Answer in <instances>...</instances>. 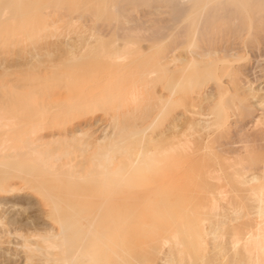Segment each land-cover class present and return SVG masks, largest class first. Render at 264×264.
Returning <instances> with one entry per match:
<instances>
[{
	"label": "bare ground",
	"instance_id": "1",
	"mask_svg": "<svg viewBox=\"0 0 264 264\" xmlns=\"http://www.w3.org/2000/svg\"><path fill=\"white\" fill-rule=\"evenodd\" d=\"M30 1L29 0L27 1L28 5L26 6L27 7L26 10L28 12L26 13V15L27 18L28 19L30 18L31 21L34 20L33 22L34 29L31 27V29H33L31 30L33 31L32 33L30 29L26 30L25 38L27 36L29 39V40L27 39V42L31 41L30 42V44L32 43L31 47L37 46L36 49L38 50L40 48L42 50V54L46 57V59L48 58V62L50 64L47 66L46 70H44L46 74L45 75L46 78H44V80L47 79L52 83H47L46 81L47 84L45 85L53 86V84H55L56 87L57 85L59 86L61 85L62 87L64 86L65 88L66 85L64 83L70 84V83L84 82L83 84L85 85L81 86L80 84V88L75 84V86H77V89L79 88L80 90L79 89H78L79 91L77 90L78 91L77 97L75 98V100L73 99L72 102L78 107L82 106V104L84 103V100L86 99L89 91L88 88H90L91 85L97 81H103L104 79L105 80L114 79L115 85L112 88L113 89L115 88L118 95H117V100L115 102V111L112 114V120L114 121V124L112 122V126L114 125L113 131L112 132L110 131V134H105L100 140H98L97 147L95 145L97 149V150L95 149L96 152H94V154L92 153L90 154L92 155L91 158L93 164L89 166L87 169H85L86 161L83 162V160H85L83 156H84V152L87 150V147L89 146V143L84 142V139H82L83 141L80 138L76 139L79 136H77L76 134H72L70 139H66L67 140L65 144L66 146L63 143L65 148L63 147V149H61L60 151H58L59 150L58 146L60 144L51 148L45 147L46 146L45 144L44 145H41V143L40 145L36 144L35 142L36 138L34 140L33 138L35 137L36 134L35 132L38 131V129L36 131L34 129H36L38 125H36V128H34L35 127L34 124L36 122L33 121L32 123L34 124L32 125L31 123L30 126L28 125L29 128H27V130L26 129L22 130L21 126L23 124V121H25L26 119H23L25 117L21 119V116H25L26 114L23 115L21 113L22 115H20L19 117L18 114L20 112L17 110V112H19L17 113L16 112L17 108H15L19 104L17 103V101L20 102L21 97L23 101V96L21 94L20 95L18 94L19 91L16 90L17 88L15 89V87H18L19 85H21V83L19 84L16 83L17 85L11 84L12 86L9 85L10 87L4 86L6 82L0 83V89L2 86H4L9 91V93L7 92L8 94H4L0 92V190H5L6 187L4 185L6 184L5 182L8 181L7 179L11 178L10 176H12L13 173L14 174L18 173V175L16 174L15 175L19 176V178L21 176V178L24 181H26L27 184H29V187L38 189L50 199L52 214L50 216V214L48 213V217L50 216L54 220V222H56V224L59 226L60 229L59 235H56V237H52V238L49 236L50 234L49 235L43 234L45 236H43L42 234L38 235L37 237H35L34 240L28 238V236L27 237L23 236L22 244L24 246V254H25L24 260L26 261L27 259V262L29 261L28 263L31 264H97L99 262H102L103 260L102 259L101 261L97 262V259L101 257L99 253H97L99 257L96 255L97 252L96 247L98 243L104 244L106 250L109 249L110 251H112L109 247L108 242L112 240L111 237L112 230L116 228L119 229L118 236L120 238L125 237L126 239V237L128 236L123 246L126 254L131 255L132 253L130 254V252L134 244L133 241L134 239H130L129 237V227L127 225L130 224L127 223V225H122L120 223L121 220H118L120 224L114 222V220L117 218L124 220L127 218L125 217V215H124L125 218H122L123 216L121 212L122 211L124 212L125 210L123 207H122L123 210H121V206H120V211L118 208L119 206H116L117 208L114 207L115 208L114 211L112 207L104 208L103 204L106 205L105 201L108 200L106 197L108 196H109L108 198H110L111 196L113 197V195L116 194L120 189L126 191L124 193L125 195L127 191H129L128 194L130 195L131 188L134 190L136 189L135 191L137 192L138 191L137 188L150 186V191H152L156 187L158 188V184L160 182L158 184H156V182L159 181L160 179L162 180L163 182L162 185L165 188L166 184H168V182L171 181L169 179V177L172 176L171 173L182 172L181 170L183 169L182 168L183 165L181 166L182 160L180 158H182L185 155L195 154V153L197 157L198 151L202 149L204 150V152L202 153L201 151V155L199 153L202 159H196L195 157L194 159L206 160L208 158L203 159V155L208 154V157L210 156L208 161L209 162L211 161L210 162L211 164L205 161L206 163L204 165L202 164L201 166L199 165L201 161L197 163L195 160L191 159L192 163L194 162L192 165H194L196 162L197 165L201 166L196 168L195 166L192 167L189 166L190 162H187L188 163L187 172L189 174L187 173L186 175H184V177L190 179L188 186L200 187L201 182L205 181L207 183L208 179L216 180L220 182V178L222 177L219 175V172L216 168L219 167V164L221 162H219L218 166H216L215 165L216 163L214 164V162L211 160V157L215 158L216 161L218 162L220 161L219 160L220 158H223L225 156L224 158L228 165L227 164L224 165H227L226 166L227 168H225L224 165L222 166L223 162L222 164H220L221 166L220 168L222 170L224 168L228 169V173L225 175L226 176L228 175L231 185L226 186L223 184L224 185L223 186L221 183L217 182L219 186L217 185L218 188L215 189H218L217 192H218V196L220 197L219 200L221 199L224 200L226 198L227 200L225 199L226 200L225 204L229 201L227 198L228 197L227 192L228 190L230 191L229 188H231V190H234L232 192H234L235 194V191L239 189L242 190V188L249 186L248 188L247 187L246 188L250 190L249 194L251 196L246 194L249 196L248 199H246L245 197L246 200L245 202L242 201L238 203H235L237 197L233 196L234 198L232 200L235 199V201L230 200V202H228V204H230L228 205L230 208L229 207L228 208L231 209L230 211H232L230 212L231 215L230 218L225 217V219L218 220L220 219L219 215L217 219L216 218L217 216L213 214L217 213L222 216V213H218L219 211L216 212L218 209H220L219 201L213 198V195L211 196V194H213L211 191L213 190H208L211 193L209 196H211L212 198L211 201L209 200L210 203L207 205H205L204 203L205 206L200 205L199 207L200 208L202 207L201 209H203V210L200 209L201 213H203L205 209H207L206 213L207 212L212 213L211 214L212 216L211 215L208 216L213 217V220H215L216 218V221H212V219L208 217L209 222H206L205 224L204 222H202V220L204 221L207 217H205V219L204 218L202 219L199 217L201 216V214L198 215L199 214L198 213L196 215L200 218L198 219L200 222L196 220L198 223L195 224V222H193V219L195 220L196 216L188 215L190 219H192L191 222L194 223L193 225L189 224L190 223L188 221L189 219L186 220L188 223L185 225L184 222L186 221L185 220L183 221L184 216L182 215V211H181L183 209L180 210L179 208L176 209L174 207L170 208L169 205H171V203L169 205L168 203H166L167 206L169 207L167 208L165 207L166 204L164 202L165 205H162V209L163 207L164 210H166L167 208V210L164 213L165 217L167 216L168 220L171 223L172 222L174 223L172 225L175 226L182 225L181 227H183L182 230L179 228V230L177 229L178 231L177 230L169 231L172 225L170 226V224L168 223V226H170L168 227V232L171 233L174 231L173 233H171L172 235L170 233L169 235L172 236L171 238L175 239L174 242L176 241V243L180 247L181 245L184 246V243L183 240H182V244L179 243L181 241V238L179 236L180 241L177 239L178 238L177 232H179V234L183 233L180 232V230L184 231V233L188 232V237L191 240V242L189 241V244H191L192 249L195 251L194 253L196 257L200 259L201 264H264V182H260L262 181V176H258L259 173L257 174V168L262 164L264 165V159L261 158L262 159L261 160L259 158L260 155H264V132L259 129L260 124L261 126L264 124V97L262 94L263 98L261 99L258 97L259 99H257V102H259L258 105L262 104L260 105V107L262 106L261 107L262 112L259 116L256 114L258 117L255 119V115L253 112L255 109L253 110V108L250 107L251 102L248 101L250 100L248 98L249 96L256 98L257 96L256 97L254 96V92L256 91L257 93L258 90L254 91L253 89L254 87L252 88L250 85L247 86V84H249V83L246 84L245 82L247 81V78L245 81H243L245 77L243 78L244 75L242 76L243 73L242 67L240 66V63H237L239 60H238L237 52L235 51V47H240V45H245L252 49H256L257 54L253 55V59L255 60L257 67L260 68L259 71L261 72V75L264 78V52L261 53V51H259L260 44H264V0H42V1L36 0L35 3H37V5L34 2H30ZM0 3H2L1 0ZM6 5H9V3H6ZM16 6L19 7L18 4H16ZM23 6L25 5L23 4ZM7 10H8L7 6L5 8H2V6L0 7V21L2 23L7 19L8 22L5 21L6 23L4 22L5 24H3V26L7 25V27H9L11 30L13 29V26L16 22L15 21L16 17H14L13 14L10 15L11 13L8 14L9 11L10 12L12 11L11 10L7 11ZM22 12L23 11H20V13ZM16 13H19V10ZM163 13L164 14L166 13V15L162 16L164 15ZM23 14L25 15V12ZM51 14L58 15V18L65 24V26L68 29L70 30L72 29L74 33L75 32L80 33V35L76 36L75 34V37L77 38L73 39L72 37L73 41L69 42L66 41V39L61 40L57 35L58 33L55 34L54 31L48 32L47 29L45 28L46 21H43L41 19L44 16L46 18L47 15H51ZM18 16L21 17L22 15L19 14ZM27 18L25 19L28 20ZM52 22H51V27L53 28L52 25H54L55 27L56 24ZM53 30L55 29L53 28ZM66 32L69 33L68 30H66ZM67 35L68 34H66L65 36ZM21 38L23 40V37ZM66 38H68V36ZM68 39H71V36ZM17 44H21V43L19 42ZM61 45H63L64 47L61 48L60 47ZM52 46H55V49H52ZM29 49L30 48H28V50ZM24 50L26 51V49ZM33 50L35 49L33 48ZM56 50L58 51L57 54H55ZM25 53H28V51ZM17 54L19 56L17 57L20 58L19 53ZM27 55H29V53ZM29 56L30 58H28ZM29 56H27L28 61L26 63L23 62V65L26 66L25 68L40 69L37 65L34 66L33 64V61L36 60L34 58L36 57L35 54L32 56L30 54ZM40 56L42 55L40 54L39 57ZM39 60L42 59L38 58V61ZM58 60L59 62H56ZM2 68L5 69V67L3 66ZM25 74H28V70L27 72L25 71ZM27 77L30 78L29 76ZM127 77L129 78L126 79ZM36 78L34 76L33 80ZM127 80H129V82L130 81L134 82L135 80L137 82H139L140 80H141L140 82H142V80L144 81L148 80V82L154 81L155 83V81L157 82L159 81V83L160 82L163 83L162 86L164 85L167 88L166 90H168L169 92L168 94L169 97L165 99L166 96L164 95V99L162 100L163 96L161 95V93L163 91L161 92L159 91V94L162 97L161 100L158 99L160 101L161 108L158 111L157 116L159 117V115L163 113V111L166 108L167 109L170 108L171 110L173 106L175 107L182 106L183 112H179V113H183L182 114L184 115L183 119L186 120L184 125L186 126L187 124L188 130L182 132V130L184 129H182L183 127L181 126L180 127V129H182L181 133L179 131V133L176 134L173 138L170 137L171 139H173L172 141H165L162 144L164 140L161 139L163 140L161 142L160 139L158 138L159 137L161 138L160 135H162L165 130H163L161 126L159 132L157 130L156 131L157 133L155 134L151 133V131L150 134H148L147 132H145V130L141 128L139 129V127H137L139 124L137 119L148 118L153 112L154 106L157 105L159 101L154 100L155 95H153L154 102H151L149 98H151L152 96L151 97L149 96V98H147L149 102H146L147 104L144 110H139L141 102L143 101V99H141L142 95H144L143 91L148 90V88L146 87L147 89L142 91L143 88H140L139 87L140 85L137 86V84L139 83L137 84L132 83L131 85H128L130 83ZM242 81L248 87L247 89H245V91L244 90L241 91V87L239 85V83H241ZM205 84L212 85V90H210L212 92L209 93L207 90L206 96H202V99H205L206 101L212 100L210 107L209 108L207 107L208 108L207 110L208 112L206 111L207 113H204L205 111L204 109H202L203 106L200 107L201 105L200 106L198 104L195 105V101L193 102L191 99V93L193 89L197 88L198 90ZM23 85L27 87L26 84L23 83ZM143 86L145 87V85ZM19 87H18L19 90L21 89V87L24 88L23 86H19ZM41 88L47 89L48 87L45 88L43 86ZM49 88L47 90L35 88L30 91L27 90L28 92L27 91L25 92L23 89L25 93L24 98H26V100L23 101V103H26L27 104L26 107L28 109L30 107V110H33V112L37 111L34 110L35 107L32 108L31 106H29L31 103H32L31 105L34 104L33 106H35L34 103L35 100L30 99L31 98L30 96L34 98V94L32 95L31 93L35 92L36 94L38 93L40 95V97H38L39 100L37 102V106H39L38 107L39 110H42L44 112L46 111L48 113L52 112L54 109H56V106L61 103L56 101L57 105L48 102L44 104V101L42 103V101L40 100L42 96L47 99V98H51L54 95V93L56 94V92L53 90L54 92H52L53 94L51 96V91L49 90ZM152 88L150 90H152ZM242 88H246V87L244 86ZM73 89L72 90L75 91L74 87ZM21 90L20 92L22 93L23 91ZM247 90L248 92H246ZM122 91L124 92L123 94L125 96V100L122 99L123 94L121 95L122 97L120 96ZM148 92L150 91L148 90ZM151 92L152 94L154 93L153 91ZM70 95L71 96L69 97L66 96L60 99V101H62L61 106L64 107L68 103L70 104L71 99L73 98L72 94ZM145 95L148 96V94ZM203 95H205V93ZM17 98H19L20 100ZM181 99H183L185 102L182 103ZM198 99L199 98H197V100ZM22 101L20 102L19 107L21 106ZM125 101L127 104L130 103V105L132 106L131 109H127L126 111L119 112L121 106L125 104L124 103ZM72 102L71 104L74 105ZM198 103L200 104L199 101ZM13 104L16 106L14 107ZM68 106H67V111L70 112L69 110L71 108L69 107L70 109H68ZM12 107L15 108L14 111H12L13 110ZM60 107L58 106L57 108ZM182 108H180V110H182ZM22 110L25 109L22 108ZM165 115H167V113ZM231 115L234 116L232 120L230 119ZM246 116L247 118L251 117L253 120H255L257 124L256 130L254 129L255 125H253L254 128L252 131L251 130L247 131L248 130L247 126H246L247 130L244 128L243 123H244V118ZM164 117H162L163 118L162 121L164 120ZM157 118L154 117L153 118L154 121ZM33 119H36L35 121H38L37 118H33ZM165 119L167 118L165 117ZM170 121L172 120L170 119ZM166 122H168V119ZM174 122H170L169 128L168 127L167 128L172 129L179 127L180 124L178 123L179 124L178 125L177 122L176 123ZM183 122L184 121H182L181 124H183ZM255 122L253 123L255 124ZM248 123L250 124V122ZM153 124H155V122ZM166 125L168 126V123ZM166 125L164 127H166ZM150 126L153 125H149V127ZM149 127H145L144 129H147ZM215 129H218L216 131L217 134H213L214 136H211L212 138L210 139L207 140L204 139L206 142L204 141V143L203 144L201 143L202 145H200V143L198 142L199 140L196 139L197 137L195 136H198L199 138L200 137L203 138L202 136L204 135H201V133L203 134L202 130H205L207 132L206 135H208V131L210 130L215 131ZM233 130L238 139L237 141H230L227 138V136H230L229 132ZM12 138H15L17 142H15L16 140L13 141ZM65 138L62 140L63 142H65L64 141ZM126 140H128L127 143H125ZM68 146L74 147L79 152L78 155L81 157L75 159V155H74L75 153L73 154L72 151L74 148L69 149ZM206 150L208 153L206 152ZM205 152L207 154H205ZM222 153H225L223 154L224 156H222ZM228 153L230 154L235 153L233 154L235 155L234 159L232 158L230 159L229 155L226 156V154ZM63 155L68 157L71 156L69 162L64 166L63 163L61 164L62 166H60L58 163H57L58 165L55 164V162H59L61 160ZM233 155L231 156L233 157ZM26 157L30 158V159L27 158V160L33 161L34 163H31L29 165L25 163V167H22V163H23L22 161ZM227 157H229L228 161L226 159ZM51 158L54 159L53 160L54 163L51 162L52 161ZM184 158L186 159L187 156ZM187 160L188 159H186V161ZM212 164L214 165L215 168L213 167ZM200 169H203L202 170L203 174L199 173L198 170ZM19 173L21 175H19ZM178 173H174V174L175 175L177 174L178 177ZM49 175H53L55 177L56 179L55 182H52L51 180L48 179H44V176L47 177ZM177 177L175 176L176 178L175 181H177V179L178 180L180 179V177L179 178ZM175 183L174 185L178 186L177 184L179 182L178 183L175 182ZM7 185H8L7 188H9L12 184H7ZM151 185H156V187L151 188L153 187ZM208 185L210 186V184L207 183L205 187H207ZM91 186L97 187V191L94 193L95 196L97 195L98 198L100 199L104 198L103 200L104 202L102 201V203L100 202L101 200L96 201L101 203L98 206H93L92 204H90L88 202L89 200L87 197L90 198L91 195L89 193H84L85 191L82 190V189H90ZM225 186L229 188L226 189ZM55 187L58 188L55 189ZM166 187L169 188V186ZM173 188L175 189V187ZM173 188L171 187L170 190L173 191ZM181 189H184L185 191L186 189H188V187L183 185ZM142 190L144 189L142 188ZM161 190L163 191L162 188ZM140 191L138 192L140 193ZM167 191L168 190L166 189V192ZM154 192L155 191H153V193ZM176 192L178 194V191L175 189V193ZM149 193L151 194L152 192ZM149 193L146 196H149ZM175 193H171V194L175 195ZM157 194L155 195L152 194V195L156 196ZM143 195L144 192L142 196ZM158 195L160 196V194ZM246 195L244 194L243 196ZM137 196L136 197L134 196L133 198H135L136 200V198L140 197ZM146 196H144V200L146 201L145 203L149 204L151 200L147 201ZM172 196L169 198L172 199ZM240 196L239 198L243 199ZM167 197L168 196L166 195L165 200ZM133 198L131 200H133ZM163 200L164 199L162 196V203ZM152 201H154V199ZM158 201L161 203L160 200ZM168 202L170 201L168 200ZM175 202H177V200ZM187 202L188 204L192 203V201L189 202L188 199L186 203ZM196 204L199 205L198 203L195 202V205ZM150 205L155 206V204H149V206ZM179 205L178 207L183 208L182 206ZM173 206L175 205L173 204ZM191 206H193V204ZM139 207L140 209L143 208L141 206ZM158 207L159 206H157V208ZM198 208L197 210H195L194 208L192 209H194L195 212H199ZM225 208H222L223 210L221 211H224ZM144 209L147 210V208ZM150 209L151 211H153L154 209L156 210V207L151 208L150 206ZM142 210L143 209H141V211ZM187 210L189 212L190 209H188L187 207ZM227 211L229 212V210ZM227 211L225 210L223 214H225V212ZM156 212L158 213L159 210ZM188 212L186 211V213ZM195 212L193 213L195 214ZM145 213L147 214V218H148L149 215L148 212ZM151 213L153 212H150V214ZM251 213L253 214V218L250 219L249 217ZM190 214L192 213L190 212ZM204 214L205 213H203L202 215ZM226 214L228 215V213ZM181 216L183 217V219L181 218ZM189 217L186 216L185 219ZM150 218L152 219V217ZM226 218H228V220ZM103 219H108V221H113V222H106V220H104L106 223H101L100 221H103ZM153 219L154 221H156L155 218ZM128 221L129 219L127 220V222ZM139 221L140 220L137 221L138 225L142 226L141 224H139ZM162 222L159 223L162 224ZM201 223H203L202 227L200 226ZM207 223H210L209 224L210 230H209V225L208 227L205 226L207 228V231L209 230V233H207V235L210 234L211 236V237L208 236L210 238L206 237L208 238L207 240L210 239L208 241L209 243L207 242L208 244L203 238L204 236L202 237L204 232L202 235L200 233V231L202 232L203 228H205L203 227L204 224L207 225ZM133 224L134 225L136 224L135 221ZM143 225L145 224L143 223ZM131 226L133 227V225ZM147 226H145V228ZM163 226L161 228H163V230L165 228L166 230L167 226L165 227V224ZM172 227L174 229L176 228L174 226ZM199 227H201L202 229H199ZM138 230H142V228L141 229L138 228ZM204 230L206 231V229ZM165 232L167 233V231ZM131 234L132 235L130 236H133V233ZM134 235L136 237L139 234L136 235L135 233ZM147 235L152 236V233L149 232V234L147 233L146 235H143V237L146 236V238H148L149 240L150 236L147 237ZM164 239L165 241L163 242V244H165L167 241L166 237ZM151 240L153 241L154 239ZM156 242L158 241H155V243ZM158 243H162V241ZM154 244H152L151 245L152 247L150 246L149 248H153L155 246ZM173 244L176 245L175 243ZM157 249L158 248L154 249L155 254L158 251ZM169 249L173 250L174 248H169L168 246L167 250ZM186 249H188V246ZM152 250L153 249H151V252ZM181 250L184 251L183 248L180 250L177 249L176 251L181 252ZM193 250H191V253ZM138 252L137 253L134 252V253L137 254L138 256ZM158 252L161 253V251ZM169 252H171L170 254L172 255V251ZM173 252L175 253V250H173ZM178 252H176L175 255H177ZM187 252L190 253L189 249L187 250ZM113 253L116 252L114 251ZM134 253L131 255L132 257L134 256ZM141 253L143 254V252ZM141 253H139L140 256L138 257H143ZM147 253L148 256L145 254L144 255L145 258L147 256L148 261L149 260L152 261L151 258H155L157 256V255L156 256L153 255L151 257L150 255L151 253L150 252ZM152 253L154 254V252ZM161 254H163V252ZM167 255L165 257H169ZM188 255L189 257H187ZM188 255L186 256L187 262L188 264H190L188 260L190 259L192 260L193 256H191V254ZM116 256L119 257L118 253L116 254ZM178 256H175L176 259H178L177 258ZM148 257H150V259ZM175 257H172V259L171 256L169 257L171 262L176 260ZM196 257H193V263L190 261L191 264H196L195 262L197 261ZM130 259L134 260V258H130ZM140 259L141 258H139V261L141 262L144 260V257L142 258L143 260ZM168 259L165 258L163 261L166 260L168 261ZM181 259L183 260L184 256L183 258L181 257ZM120 260L122 261V258H120ZM133 260L131 261L134 264L136 260L135 261ZM179 260H180V256L177 261ZM116 261H118V258ZM128 261L126 263L131 264V262ZM122 262L125 263L124 260ZM112 263H114V261ZM176 263L178 264V262Z\"/></svg>",
	"mask_w": 264,
	"mask_h": 264
},
{
	"label": "rangeland",
	"instance_id": "2",
	"mask_svg": "<svg viewBox=\"0 0 264 264\" xmlns=\"http://www.w3.org/2000/svg\"><path fill=\"white\" fill-rule=\"evenodd\" d=\"M2 1V3H0V7L2 6V8H5L6 6H7V11H9V10H11L12 12H8V14H10V15H14V17H16V22H15V24H14V26H13V29H11L10 30V28L9 27H7V25L6 26H3V24H5L6 22H8V20L6 19L5 21H3L2 23H1V21H0V83H2V82H6L5 83V85L4 86H12L11 84H13V85H17V84H19V83H21V85H19V86H23L24 88H22L21 87V91H23V89H24V91L26 92L27 90L28 91H30V90H33V89H37V88H40V89H42V90H47L49 87V90L51 91V96H52V92H56V94L54 93V95L51 97V98H44L43 96H42V98H40V100L42 101V103H43V101H44V104L46 103V102H48V103H54L55 105H57V102L56 101H58L59 103H61L62 104V101H60V99L61 98H63V97H66V96H71L70 94H72V96H73V98L71 99V102L73 101V99L75 100V98L77 97V94H78V91L80 90L79 88H80V84H81V86L82 85H85V84H83L84 82H78V83H64L66 86H65V88H64V86L62 87L61 85L59 86V85H57V87H56V85L55 84H53V86H47V85H45V84H47V83H52L51 81H48L47 79H45L44 80V78H46V74H45V71L44 70H46V68H47V66L50 64L49 62H48V58L46 59V57L42 54V50L39 48L38 50L36 49L37 48V46L36 47H34V46H32L31 47V45H32V43L30 44V42L28 41L27 42V39H28V37L26 36V38H25V35H26V30H28V29H30V31L31 30H33L34 29V26H33V22H34V20H30V18L28 19L27 18V15H26V13L28 12L27 10H26V6L28 5L27 4V1L28 0H1ZM5 1V2H4ZM13 1V2H12ZM18 1V2H17ZM30 1V0H29ZM35 1L36 0H32V1H30V2H34L35 3ZM39 1V0H38ZM42 1V0H41ZM4 2V3H3ZM15 2V3H14ZM29 2V3H30ZM6 3H9V5H6ZM14 3V4H13ZM16 4H18L19 5V7L18 6H16ZM23 4L25 5V6H23ZM36 5H37V3H35ZM21 5H22V7H21ZM15 7V8H14ZM20 8H21V10H20ZM16 10V11H15ZM18 10H19V13H16V12H18ZM26 10V11H25ZM15 11V12H14ZM20 11H23L22 13H20ZM25 12V15L23 14ZM19 14H21L22 16V18L20 17V16H18ZM164 14V13H163ZM51 15H53V16H51ZM51 15H47L46 16V18H45V16L41 19V20H43V21H46V23H45V28L47 29V31L49 32V31H51V32H55V34L56 33H58L57 35H58V37L61 39V40H65L66 39V41H73L72 40V37H73V39H76L77 37H75V34H76V36L77 35H80V33H74L73 32V30L71 29H68L66 26H65V24L58 18V15H56V14H51ZM162 15V14H161ZM166 15V13L164 14V15H162V16H165ZM21 18V19H19V18ZM25 18H27L28 20H26ZM18 19V20H17ZM46 19V20H45ZM50 19H52V20H50ZM54 22L56 25H55V27H54V25H52L53 26V28L55 29V30H53V28L51 27V22ZM58 21H59V23H58ZM5 22V23H4ZM49 22V23H48ZM52 22V23H53ZM62 22V23H61ZM18 23V24H17ZM28 23V24H27ZM49 25H48V24ZM20 24V25H19ZM26 24V25H25ZM3 26V27H2ZM18 26V27H17ZM20 26V27H19ZM50 28H49V27ZM66 27V30H68L69 31V33H67L66 32V30H65V27ZM17 27V28H16ZM25 27H27V28H25ZM29 27V28H28ZM31 27L33 28V29H31ZM23 28V29H22ZM58 28V29H57ZM19 29V30H18ZM18 30V31H17ZM21 30V31H20ZM63 30V31H62ZM30 31H29V33H30ZM77 31V30H76ZM22 32V33H21ZM33 31H31V33H32ZM35 32V31H34ZM21 34V37H23V40H22V38L20 37V34ZM61 33V34H60ZM68 34L67 36H68V38H70V36H71V39H68V38H66L67 36H65L66 34ZM70 33H71V35H70ZM72 33H74V34H72ZM56 35V36H57ZM86 35V34H85ZM63 36V37H62ZM12 37H13V39H15V40H13L12 39ZM20 37V38H19ZM29 40V39H28ZM24 41V42H23ZM12 42V43H11ZM21 43V44H17V43ZM26 43H27V45H26ZM25 44V45H24ZM29 44V45H28ZM11 45V46H10ZM22 45H23V48H22ZM25 46V47H24ZM237 46V45H236ZM61 48H63L64 46L63 45H61L60 46ZM242 47V48H241ZM19 48V49H18ZM21 48V49H20ZM28 48H30L29 50H28ZM33 48L35 49V50H37V51H35V50H33ZM241 49V50H239V49ZM24 49H26V51L24 50ZM52 49H55V46H52ZM239 50V51H238ZM28 51V53H29V55L31 54V56L32 55H34L35 54V56L36 57H34L36 60H34L33 61V64H34V66L35 65H37L40 69H33V68H29V69H26L25 67V65H23V62L24 63H26L27 61H28V58H30V56L29 55H27L28 53H25V52H27ZM30 51V52H29ZM32 51H35V52H32ZM235 51L237 52V56H238V62L237 63H240V66L242 67V76H243V78L245 77V79H243V81H245L246 80V78H247V81H245L246 82V84L247 83H249V84H247V86H251L253 89H254V91L255 90H258L257 91V93H256V91L254 92V96L256 97V98H253V97H250L249 96V98L248 99H250V100H248V101H250L251 103H252V105H251V103H250V107L251 108H253V112H254V115H255V119L261 114V112H262V110H261V107H260V105H262V104H259L258 105V103L259 102H257V99H259V98H263L264 97V78L262 77V75H261V72L259 71L260 70V68L259 67H257V64L255 63V60L253 59V55L254 54H257V50L256 49H252V48H250V47H248V46H245V45H240V47H235ZM259 51H261V53L262 52H264V44H260V48H259ZM24 52V53H23ZM38 52H39V55L41 54L42 56H40L39 57V55H38ZM17 53H19V55H20V58H18L19 56H18V54ZM36 53H37V55H36ZM58 53V51L56 50V53L55 54H57ZM16 54V55H15ZM238 54H240V55H238ZM29 56L28 58H27V56ZM18 56V57H17ZM25 56V57H24ZM38 56V57H37ZM240 56V57H239ZM42 57V58H41ZM242 57V58H241ZM18 60H17V59ZM25 58V59H24ZM38 58L39 59H42V60H39L38 61ZM45 58V59H44ZM26 60V61H25ZM1 61H2V63H1ZM41 61V62H40ZM46 61V62H45ZM18 62H19V64H18ZM39 64H38V63ZM56 62H59V60L58 61H56ZM42 63V64H41ZM23 66H22V65ZM7 65H8V67H7ZM21 65V66H20ZM2 66L3 67H5V69H3L2 68ZM37 66H36V68H37ZM7 67V68H6ZM256 68V69H255ZM21 70V71H20ZM27 70H28V74H25V71L27 72ZM2 71H4V72H2ZM258 73H257V72ZM33 72V73H32ZM35 72V73H34ZM4 73V74H3ZM40 73V74H39ZM36 74H38V75H36ZM43 74V75H42ZM20 75V76H19ZM33 75V76H32ZM41 75V76H40ZM257 75V76H256ZM15 76V77H14ZM27 76H29L30 78H28ZM34 76H35V78L36 79H34L33 80V78H34ZM39 76V77H38ZM256 76V77H255ZM39 78V79H38ZM129 77H127L126 79H128ZM258 78V79H257ZM10 79V80H9ZM43 79V80H42ZM125 79V80H126ZM40 80H42V81H40ZM129 80H131V79H129ZM129 80H127L128 82H129ZM249 80V81H248ZM260 80V81H259ZM32 81V82H31ZM38 81V82H37ZM40 81V82H39ZM46 81H47V83H46ZM136 81V80H135ZM134 81V82H135ZM141 81V80H140ZM129 82L130 84H128V85H131L132 83L133 84H137V83H139V84H137V86H139L140 88H143L142 89V91L143 90H146L147 88H148V90L151 92V91H153L154 93L152 94V92L150 93V92H148V90H146V91H143V93H144V95H142V98L141 99H143V101L141 102V105H140V107H139V110H144V108H145V106H146V102H149V100L151 101V102H154V100H161V97H162V100L164 99V95L166 96L165 97V99H167L168 97H169V92H168V90H166L167 88L163 85L162 86V84L163 83H161V85H160V83H159V81L157 82V81H155V83H154V81H150V82H148V80H142V82ZM241 82V83H239V85H240V87H241V91L242 90H244L245 91V89H247L248 87L246 86V84L244 83V82ZM42 82V83H41ZM145 82V83H144ZM148 82V83H147ZM152 82H153V84H152ZM252 82H254V83H252ZM3 83V84H4ZM17 83V84H16ZM23 83L24 84H26V86L27 87H25V85H23ZM44 83V84H43ZM142 85H141V84ZM146 83H147V85H146ZM157 83V84H156ZM63 84V83H62ZM63 84V85H64ZM74 84V85H73ZM75 84L77 85V86H79V90L77 89V86H75ZM86 84H87V82H86ZM127 84V83H126ZM149 84V85H148ZM243 84H245V85H243ZM252 84V85H251ZM55 85V86H54ZM115 85V81H114V79H111V80H103V81H97V82H95V83H93L92 85H91V87L90 88H88V94H87V97H86V99L84 100V103L82 104V106H76L73 102V104L75 105H72L71 104V102H70V104L68 103L67 105H65L64 107L63 106H61V104H59V105H57L56 106V109H54L52 112H50V113H48V112H44V111H42V110H39V106H37V102H38V97H40V95L37 93H35V92H32L31 94L33 95L34 94V98H32V96H30L31 98L30 99H32V100H35V106H33V105H29V106H31L32 108H34V110H37V111H34L33 112V110H30V107H29V109L26 107V103H23V101H25L26 100V98H24V95H25V93H24V91L21 93L20 92V90L18 89V87H15V89L16 90H18L19 91V95L21 94L22 96H23V101H22V97H21V100L19 99V98H17V99H19L20 100V102L22 101V103H21V106L19 107V105H20V102L19 101H17V103H19L18 105H17V107H15L16 105H14L13 104V106L15 107V108H17L16 109V112H17V110L20 112H17V113H19L18 115H19V117H20V115H25V116H21V119L23 118V117H25V118H23V119H26L25 121H23V124H22V130H27V128H29V126L31 125V123L34 121V122H36L35 124L34 123H32V125L34 124L35 125V127L34 128H36V125H38V127L36 128V129H34L35 131L38 129V131L37 132H35L36 134H35V137L33 138V140L36 138L37 139V141H36V139H35V142H36V144H39L40 145V143H41V145H46L45 147H54V146H56V145H58V144H60L59 146H58V151H60L61 149H63V147H64V145L66 144V139H70V137H71V135L72 134H76L77 136H79L78 138H76V139H84V142H86V143H89V146L87 147V150L84 152V158H85V160H83V162H85V169H87L89 166H91L92 164H93V162H92V158H91V156L92 155H90L91 153L92 154H94V152H96V147H97V142H98V140H100L105 134H110V131L112 132L113 131V126H112V122H113V124H114V121L112 120V114L114 113V111H115V102H116V100H117V95H118V93H117V91L115 90V88L113 89L112 87ZM143 85H145V87L143 86ZM152 87H154V88H152ZM211 84H205V85H203L200 89H198L197 90V88H194L193 89V91H192V93H191V99H192V101L194 102L195 101V105L196 104H198L200 107H202L203 106V108L202 109H204V113H207L208 111V108L210 107V104L212 103V100L211 101H209V100H207L208 102H209V105H208V102L205 100V99H202V96H206V91L208 90V92L210 93V92H212V91H210V90H212V85L210 86ZM257 85V86H256ZM4 86H2L1 87V89H0V92L1 93H4V94H8L9 93V91L7 90V88L6 87H4ZM9 86V87H10ZM45 87V88H47V89H44V88H41V87ZM47 86V87H46ZM72 86V87H71ZM143 86V87H142ZM150 86V87H149ZM162 86V87H161ZM211 88H210V87ZM246 87V88H242V87ZM4 87V88H3ZM9 87H8V89H9ZM60 88V90H59V88ZM73 87L75 88V91H73L74 89H73ZM147 87V88H146ZM165 87V88H164ZM209 87V88H208ZM6 88V89H5ZM20 88V87H19ZM27 88V89H26ZM31 88V89H30ZM152 88V90H150ZM204 88V89H203ZM260 88V89H259ZM11 89V88H10ZM58 89V90H57ZM73 89V90H72ZM262 89V90H261ZM54 90V91H53ZM65 90H67V91H65ZM78 90V91H77ZM99 90V91H98ZM205 90V91H204ZM27 91V92H28ZM58 91V92H57ZM157 91V92H156ZM159 91L161 92V91H163L162 93H161V95L159 94ZM8 92V93H7ZM49 92V91H48ZM60 92V93H59ZM148 92V93H147ZM202 94H201V93ZM246 92H248V90L246 91ZM58 93V94H57ZM124 92L122 91L121 92V94H120V96L123 94ZM142 93V94H143ZM205 93V95H203ZM259 93V94H258ZM17 94V95H18ZM145 94H148V96H146ZM150 94V95H149ZM160 96H159V95ZM196 94V95H195ZM208 94V93H207ZM261 94V95H260ZM262 94H263V97H262ZM38 95V96H37ZM153 95H155V97L153 96ZM209 95V94H208ZM261 97H260V96ZM27 96V95H26ZM149 96L151 97V98H149ZM201 96V97H200ZM122 97V96H121ZM145 97V98H144ZM153 97L155 98L154 100H153ZM158 97V98H157ZM194 97V98H193ZM259 97V98H258ZM147 98H149V100H147ZM197 98H199L198 100H197ZM90 99V100H89ZM122 99H124L125 100V96H124V94H123V97H122ZM146 99V100H145ZM252 99H253V101H252ZM256 99V100H255ZM153 100V101H152ZM158 100V101H159ZM203 102H202V101ZM51 101V102H50ZM70 101V100H69ZM155 101V102H156ZM198 101L200 102V104L198 103ZM181 102L182 103H184L185 101L183 100V99H181ZM197 102V103H196ZM206 102V103H205ZM125 104H123V106H121V109H120V111L119 112H123V111H126L127 109H131V105H130V103H126V101L124 102ZM145 103V104H144ZM203 103V104H202ZM25 104V105H24ZM68 105H70V106H68ZM71 105H72V107H71ZM197 105V106H198ZM60 107V108H57V107ZM67 106H68V109H70L69 111L70 112H68L67 111ZM154 106V105H153ZM19 107V108H18ZM23 109H25V110H22V108ZM63 107V108H62ZM65 107H66V109H65ZM70 107V108H69ZM208 107V108H207ZM13 108V107H12ZM15 108H13V110L12 111H14V109ZM160 108H161V106H160V101L158 102V104L157 105H155L154 106V109H153V112L151 113V115L148 117V118H144V119H141V118H138L137 119V121H138V126L137 127H139V129L141 128V129H143V130H145V132H147L148 134H150V131H151V133H157L156 131L158 130V132H159V130L161 129V127L163 128V130H165L164 132H163V134L162 135H160L161 136V138L159 137L158 139H160V141L162 142L163 140V142H162V144L165 142V141H172L173 139H171V138H173L176 134H178L179 133V131H180V133H181V130L182 129H184V130H182V132L183 131H187L188 130V128H187V124H186V126L184 125L185 124V122H186V120H184L183 119V117H184V115H182L183 113H179V112H183V108H182V106H173L172 107V109L170 110V108H166L164 111H163V113H164V115L167 113V115H165V117L168 119V122H166L167 121V119H165V117H164V115H163V113H161L160 115H159V117L157 116V114H158V111L160 110ZM180 108H182V110H180ZM197 108V107H196ZM207 108V109H206ZM57 109H59V110H57ZM63 109V110H62ZM105 109V110H104ZM109 109V110H108ZM179 109V110H178ZM67 112H66V111ZM106 110H107V113H106ZM155 110V111H154ZM170 110V111H169ZM23 111V112H22ZM157 111V112H156ZM169 112V114H168V112ZM178 111V112H177ZM207 111V112H206ZM259 111V112H258ZM60 112V113H59ZM155 112V113H154ZM22 113V114H21ZM33 113V114H32ZM36 113V114H35ZM51 113H52V115H51ZM141 113V112H140ZM174 115H173V114ZM176 113H177V115H179V116H177L176 115ZM28 114V115H27ZM50 114V115H49ZM121 114V113H120ZM155 114H156V116H155ZM172 114V115H171ZM182 115V117H181V115ZM258 116H257V115ZM31 117H30V116ZM111 115V116H110ZM154 115V116H153ZM176 115V116H175ZM27 116V117H26ZM29 116V117H28ZM164 117V120L162 121V117ZM169 116V117H168ZM174 116V117H173ZM233 115H231L230 117V119L232 120L233 118H234V116L232 117ZM151 117H155V118H157V119H155V121H154V119L153 118H151ZM161 117V118H160ZM173 117V118H172ZM175 117H177V118H175ZM179 117V118H178ZM249 117V116H248ZM30 120H29V119ZM33 118H37V120L38 121H35L36 119H33ZM174 118H175V120H174ZM170 119L172 120V121H170ZM184 121L183 122V124H181L182 123V121ZM252 118L251 117H249V118H247V116L244 118V128L246 129V126H247V131H252L253 130V128H254V126L253 125H255V130L257 129V124H256V122H255V120H251ZM128 120H130V119H128ZM152 120V121H151ZM159 120V121H158ZM175 122H174V121ZM176 120H178V121H176ZM250 120V121H249ZM156 121H157V123H156ZM174 122V123H176L177 122V124L179 125V127H176V128H172V129H168L169 128V123L170 122ZM252 121V122H251ZM152 123V124H149V123ZM155 122V124H153ZM166 122V123H165ZM248 122H250V124L248 123ZM253 122H255V124L253 123ZM153 125V126H150L151 127V129H150V127H149V125ZM168 123V126L166 125ZM40 124V125H39ZM157 124H158V127H157ZM161 124V125H160ZM29 125V126H28ZM147 125V126H146ZM156 127H155V126ZM166 125V127H164ZM40 126H41V128H40ZM161 126V127H160ZM183 127L182 129H180V127ZM145 127H149V128H147V129H144ZM168 127V128H167ZM262 127V128H261ZM158 128V129H157ZM185 128H187V129H185ZM21 129V128H20ZM156 129V130H155ZM176 129V130H175ZM259 129L260 130H262L263 132H264V124L261 126V124H260V127H259ZM72 131V133H71V131ZM147 130V131H146ZM153 130V131H152ZM199 130V129H198ZM218 129H215V131H208V135H206L207 134V132L205 131V130H202L203 131V134L201 133V135H204V136H202L203 138H199L198 136H195V135H197V134H195L194 136L195 137H197L196 139H198L197 141L200 143V145H202L203 143H204V141L205 140H207V139H210V138H212L211 136H214L213 134H217L216 133V131H217ZM17 131H19V130H17ZM77 131V132H76ZM155 131V132H154ZM168 131V132H167ZM178 131V132H177ZM201 131V132H202ZM205 131V132H204ZM167 132V133H166ZM170 132V133H169ZM174 132V133H173ZM170 134V136H169V134ZM211 133V134H210ZM230 133V136H227V138L230 140V141H237L238 139H237V137H236V135H235V133H234V130L233 131H230L229 132ZM167 134H168V136H169V138H168V136H167ZM174 134V135H173ZM82 135V136H81ZM164 135V136H163ZM172 135V136H171ZM210 135V136H209ZM227 135H229V134H227ZM10 137H12V136H10ZM54 137V138H53ZM55 137H57V138H55ZM63 137V138H62ZM66 137V138H65ZM69 137V138H68ZM171 137V138H170ZM46 138V139H45ZM65 138V142H63L62 140ZM87 140H86V139ZM166 138V139H165ZM13 139V141H15L16 139L15 138H12ZM52 141H51V140ZM161 139H163V140H161ZM205 139V140H204ZM129 140V139H128ZM128 140H126V142L125 143H127L128 142ZM201 140V141H200ZM47 141V142H46ZM62 141V142H61ZM83 141V140H82ZM130 141V140H129ZM15 142H17V140L15 141ZM46 142V143H45ZM206 142V141H205ZM63 143H64V145H63ZM202 143V144H201ZM238 144V143H237ZM95 145H96V147H95ZM66 146V145H65ZM65 148V147H64ZM68 148L69 149H72V148H74V147H69L68 146ZM96 149V150H95ZM75 150V151H74ZM73 154L75 155V159H77V158H80L81 156H79L78 154H79V152L74 148L73 150ZM201 151H202V153L204 152V150H199L198 151V153H197V157H196V153L195 154H189V155H185V156H183L182 158H180L181 160H182V162H181V160H180V162H181V166H182V168L184 169H182L181 171L182 172H173V173H171L172 174V176H170L169 177V179L171 180L170 182H168V184H166V186H169V188H167L166 186H165V188L163 187V185H162V180L160 179L159 181H157L156 182V184H158L159 182V184H158V188L156 187V185H151V186H153V187H151V188H155V189H153L152 191H150V186L148 187V186H146V187H148V188H146V187H140V188H137V190L138 191H140V193L137 191H135L134 189H132L131 188V191H133V192H131L130 191V195L128 194L129 193V191H127V193H126V195L124 194L126 191H124V190H119L116 194L118 195H116V194H114L113 195V197L111 196L110 198H108V197H106L108 200L107 201H105L106 203V205H104L103 204V207L105 208V207H112V209H113V211L115 210V208L114 207H116V206H119L118 208H119V211H120V206H121V210H123V208H124V212L122 211L121 213H122V218H125V217H127L128 219H129V221L127 222V218L124 220V219H115L114 220V222H117V223H119V221L118 220H121L120 221V223L122 224V225H127V223L128 224H130V225H127L128 227H129V237H130V239H134L133 241H134V244H135V247H134V244H133V246H132V250H131V252H130V254L132 253H134V252H138V251H140V250H142V251H140V252H138V256H140L139 255V253H141V252H143V254L141 253V255H143V257H144V260H145V262H144V260L142 259L143 257H138L137 256V254H135L134 253V256L132 257L131 255H127L126 254V252L124 251V243H125V240L128 238V236L126 237V239H125V237L124 238H120L118 235H119V229H113L112 230V235H111V237H112V240H110L109 242H108V244H109V247H110V249L112 250V251H110L109 249L108 250H106V247H105V245L104 244H99L98 243V245H97V247H96V255L98 256V254L97 253H99L100 254V258H98L97 259V262H99V261H101L102 259L104 260H102V262H99V263H97V264H106L107 262H109V263H107V264H128V263H126L128 260V262H131V264H133L132 263V261L131 260H133V259H130V258H134V260L133 261H135L136 260V262H134V264H138L140 261H139V258H141L140 260H143V261H141L139 264H148L149 262L152 264V262L155 260L156 261V263H155V261L153 262V264H165V262H166V264H177L176 262H178V264L180 263V264H188V262H187V257H189V255L188 254H191V256H193V257H196V255H195V251L192 249V247H191V244H189V241L191 242V240H190V238L188 237V232H186V233H184V231H181L182 230V228L183 227H181L182 225H172V224H174L173 222L171 223L169 220H168V218H167V216L165 217V215H164V213H165V211L167 210V208H169L168 206H167V204L166 203H168V205L171 203V205H169L170 206V208H179L180 210L181 209H183V210H181L182 211V215L184 216V219H183V217L181 216V218L183 219V221L185 220H188L190 223V225L192 224H194L193 222H195V224H197L198 222L196 221V220H198V219H200V218H204L205 219V217H207L204 221L202 220V222H204L205 224H206V222H209V218L208 217H210L211 219H212V221H216V218L218 219V215H219V218L220 219H218V220H221V219H225V217H228V218H230V212H232V211H230L231 209H229L230 207L228 206V205H230V204H228V202H230V200L231 201H235V199L234 200H232L235 196L237 197L236 199V201H235V203H238V202H242V201H246L245 200V197H246V199H248V195H250L249 194V192H250V190L249 189H247L249 186H246V187H244V188H242V190H244V189H246V190H244V191H242L241 189H239V190H237V191H235V194H234V192H232V191H234V190H231V188H229L230 189V191L228 190V202L225 204V202H226V200L224 199V200H219L220 199V197L218 196V189H215V188H218V186H219V184H217V182L218 183H221L222 185L224 184V185H231V182H230V179L228 178V175L226 176L225 174H227L228 173V169H225V168H227L226 166L228 165L227 163H226V160H225V156L223 155V154H225V153H222V156H224L223 158H220L219 160L220 161H216V159L215 158H212L211 157V160L214 162V164L216 165V166H218V164H219V162H221L220 164H222V162H223V164H222V166L224 165V164H227V165H224V169L222 170L220 167V164H219V167H217L216 169L218 170V172H219V175L222 177V178H220V182L219 181H216V180H207L208 182L207 183H209L210 184V186L208 187H205L206 186V182L205 181H203L204 182V184H203V182H201V185H200V187H192V186H188V184H189V181H190V179L189 178H185L184 177V175H186L188 172V163L187 162H190L191 163V165H190V163H189V166H195L196 168L197 167H201L202 166V164L204 165L206 162H209L208 160H209V157H208V152H207V150H206V152H205V154H207V155H203V159H206V158H208V159H206V160H195L194 159V157L196 158V159H202L201 157H200V155H201ZM199 153H200V155H199ZM233 154H235V153H233ZM233 154H230V153H228V154H226V156L227 155H229L230 156V159L232 158V159H234V157H235V155H233ZM191 155H194V156H191ZM199 155V156H198ZM231 155H233V157L231 156ZM64 156V155H63ZM62 156V158H61V162L59 163V162H55V164H59L60 166H62L61 164L63 163V166L64 165H66L68 162H69V160L71 159V156H64L63 157ZM187 156V158L186 159H188L187 161H186V159L184 158V157H186ZM261 156V157H260ZM259 156V158L261 159H264V155H260ZM200 157V158H199ZM27 158L28 157H26L25 159H23V163H22V167H25V163L27 164V165H29V164H31V163H34L33 161H30V160H27ZM28 159H30V158H28ZM185 161H184V160ZM195 160L197 163H199V161H201L200 162V164L199 165H201V166H199V165H197V163L195 162V164L194 165H192L193 163H192V160ZM215 159V160H214ZM221 159H224L225 160V162H224V160H221ZM227 159V161H228V159H229V157H227L226 158ZM261 159V160H262ZM52 160V161H51ZM51 162L52 163H54V159L53 158H51ZM190 160V161H189ZM27 161H28V163H27ZM202 161H204V162H202ZM206 161V162H205ZM216 161V162H215ZM231 161V160H230ZM229 161V162H230ZM233 161V160H232ZM211 162V161H210ZM209 162V164H211ZM184 163V164H183ZM36 164V163H35ZM57 164V165H58ZM24 165V166H23ZM26 165V166H27ZM197 165V166H196ZM213 165V164H212ZM263 165V164H262ZM262 165H260V166H262ZM20 166H21V164H20ZM258 167L257 168V174H258V176H262V181H260V182H264V179H263V177H264V165L262 166V167ZM112 167H114V166H112ZM194 167V168H195ZM213 167H214V165H213ZM195 168V169H196ZM215 168V167H214ZM220 169V170H219ZM261 169H262V171H261ZM201 170V171H200ZM200 170H198L199 171V173L200 174H203L202 173V170L203 169H200ZM184 171V172H183ZM185 171H186V173H185ZM197 171V172H198ZM227 171V172H226ZM190 172V171H189ZM225 172V173H224ZM174 173H178V177H177V174L175 175ZM191 173V172H190ZM16 175H18V173H15ZM14 173L12 174V176H10L11 178H8L7 180L8 181H6L5 183V187H6V191L5 190H0V264H31V263H28L27 262V259H26V261L24 260L25 259V254H24V246H23V236L24 237H27L28 236V238H30V239H32V240H34L35 239V237H37L38 235H43V234H45V235H49L51 238L52 237H56V235H59V233H60V229H59V226L56 224V222H54V220L50 217L51 216V212H52V207H51V201H50V199L47 197V196H45V194L43 193V192H41V191H39L38 189H36V188H32V187H29V184H27V182L26 181H24L22 178H21V176H20V178H19V176H16ZM189 174V173H188ZM14 175V176H13ZM19 175H21L20 173H19ZM16 176V177H15ZM175 176L177 177V178H179L180 177V179L178 180L177 179V181H175ZM226 176V177H225ZM185 178V179H184ZM225 178V179H224ZM11 179H13V180H11ZM44 179H48V180H51L52 182H55V177L53 176V175H49V176H44ZM174 179V180H173ZM229 181H228V180ZM10 180V181H9ZM174 181V182H173ZM182 181V182H181ZM185 181V182H184ZM212 181V182H211ZM213 181H215V182H213ZM228 181V182H227ZM10 182V183H9ZM175 182H179L177 185L178 186H176V185H174V183ZM230 182V183H229ZM259 182V181H258ZM170 183V184H169ZM173 184V186H172V184ZM206 183V184H205ZM212 183V184H211ZM226 183H228V184H226ZM7 184H12L9 188H7ZM176 184V183H175ZM216 184V185H215ZM180 185H185V186H187L188 187V189H189V191H188V189H186L185 191H184V189H181V187L182 186H180ZM218 185V186H217ZM223 185V186H224ZM254 185V184H253ZM257 185H258V183H257ZM29 188H28V187ZM159 186H162V187H159ZM179 186H180V189H179ZM204 186V187H203ZM212 186H213V188H212ZM216 186V187H215ZM225 186V188L226 189H228L227 187ZM171 187L173 188V187H175V189L178 191V194H177V192L175 193V189L173 188V191L172 190H170L171 189ZM178 189H177V188ZM190 187V188H189ZM58 188V187H57ZM56 187H55V189H57ZM142 188L144 189V190H142ZM148 189V190H146V189ZM161 188L163 189V191L161 190ZM198 188V189H197ZM93 189H95V190H93ZM140 189V190H139ZM157 189V190H156ZM160 189V190H159ZM165 189V190H164ZM166 189L168 190L167 192H166ZM193 189V190H192ZM198 192H196L195 190ZM203 189V190H202ZM205 189V190H204ZM83 191H85L84 193H89L91 196H90V198L89 197H87L88 198V202L90 203V204H92L93 206H98L99 204H101L102 203V201L104 200V198L103 199H100V198H98V196L96 197L95 196V192L97 191V187H93V186H91V188L90 189H82ZM181 190V191H180ZM208 190H213V191H211L213 194H211L210 193V191H208ZM247 190H248V192H247ZM94 191V192H93ZM146 191H148V192H146ZM153 191H155L154 193H153ZM162 191V192H161ZM188 191V192H187ZM195 191V192H194ZM199 191H201V192H199ZM216 191V192H215ZM143 192H144V195L142 196V194H143ZM149 192H152L151 194L149 193ZM159 192V193H158ZM184 192V193H183ZM206 192V193H205ZM231 192V193H230ZM43 193V194H42ZM134 193H135V195H134ZM136 193H138V194H140V195H138V194H136ZM146 193V194H145ZM148 193H149V196H146V195H148ZM160 194V196L158 195V194ZM171 193H175V195L174 194H171ZM186 193V194H185ZM191 195H189V194ZM209 193V194H208ZM217 193V194H216ZM239 193H242V194H239ZM246 195V194H248V195H246V196H243L244 194ZM152 194H157L156 196H154V195H152ZM177 194V195H176ZM184 194V195H183ZM188 194V195H187ZM202 194V195H201ZM211 194V196L213 195V198H215V199H217L218 201H219V206H220V209H218L216 212H218V213H222V216L220 215V214H213V215H215V216H217L216 218H215V220H213V217H211L212 215V213H210V212H207V213H210V214H207L206 213V211H207V209H205L204 211H203V213H205L204 215H202L203 213H201V210H203V209H201L199 206L200 205H202V206H205V205H207V204H209L210 202H209V200L211 201V196H209ZM217 196H216V195ZM230 194H231V196H230ZM234 194V195H233ZM138 195V196H137ZM151 195V196H150ZM163 196V203H162V196ZM168 196L167 198H166V200H165V196ZM169 195H173L172 196V199L171 198H169V197H171V196H169ZM204 195V196H203ZM206 195V196H205ZM207 195H208V198H207ZM241 195V196H240ZM129 196V197H128ZM139 197V198H136V200H135V198H133V197ZM144 196H146L147 197V201H150V203L149 204H155V206L153 205H150L151 206V208L153 207H156V210L154 209L153 211H151V209H150V206H149V204H146L145 202V200H144ZM176 196V197H175ZM181 196V197H180ZM187 197V198H185V197ZM190 196V197H189ZM201 196V197H200ZM230 196V197H229ZM234 196V197H233ZM239 196L240 197H242L243 199H240L239 198ZM251 196V195H250ZM48 199H47V198ZM148 197H149V200H148ZM152 197V198H151ZM154 197V198H153ZM156 197H158V198H156ZM180 197V198H179ZM192 197V198H191ZM196 197V198H195ZM206 197V198H205ZM217 197H219V198H217ZM98 198V199H97ZM133 198V200H131ZM151 198V199H150ZM174 198V199H173ZM210 198V199H209ZM47 199V200H46ZM154 199V201H152ZM180 199H182V200H180ZM187 199H188V201L189 202H191L192 201V203H190V204H188V202L186 203V201H187ZM193 199H195V200H193ZM239 199V200H238ZM101 200V201H100ZM158 200H160L161 201V203L158 201ZM168 200L170 201V202H168ZM173 200V201H172ZM177 200V202H175ZM94 201V202H93ZM96 201H100L101 203H99V202H96ZM183 202V203H181V202ZM104 202V201H103ZM153 202V203H152ZM156 202V203H155ZM157 202H159V203H157ZM164 202H165V204H166V206L165 207H167L166 208V210H164V207H163V209H162V205H165L164 204ZM174 202V203H173ZM194 202V203H193ZM195 202L196 203H198L199 205H195ZM221 202V203H220ZM224 202V203H223ZM247 202H248V200H247ZM95 203V204H94ZM113 203V204H112ZM148 203V202H147ZM204 203H205V205H204ZM173 204L176 206H173ZM177 204V205H176ZM179 204H181V205H179ZM183 204V205H182ZM186 204V205H185ZM193 204V206H191ZM221 204V205H220ZM223 204V205H222ZM80 205H82V204H80ZM123 205V206H122ZM144 205H145V207H144ZM147 205V206H146ZM178 205L179 206H182L183 208H181V207H178ZM138 206V207H137ZM139 206H141V207H143V208H141V209H143L142 211H141V209H140V207ZM157 206H159L158 208H157ZM160 206H161V208H160ZM189 206H191L192 208H194L195 210H197V208L199 209L198 211L199 212H195V210L194 209H192L191 207H189ZM198 206V207H197ZM123 207V208H122ZM187 207H188V209H190L189 210V212H188V210H187ZM227 209H226V208ZM229 207V208H228ZM117 208V207H116ZM144 208H147V210L146 209H144ZM186 208V209H185ZM222 208H225L224 209V211L226 210H229V212L227 211V212H225V214H223L224 213V211H221V210H223ZM160 209H162V210H160ZM201 209V210H200ZM138 210V211H137ZM159 210V212L158 213H160V214H158L156 211H158ZM192 210V211H191ZM194 210V211H193ZM116 211H117V209H116ZM148 212V214L150 215H148V218H147V214L145 213V212ZM186 211L188 212V213H186ZM111 212V211H110ZM142 212V213H141ZM144 212V213H143ZM150 212H153V213H151L150 214ZM155 212V213H154ZM190 212L193 214H190ZM193 212H195V214L193 213ZM48 213L50 214V218L48 217ZM135 213V214H134ZM184 213V214H183ZM199 213V214H198ZM226 213H228V215L226 214ZM187 214V215H186ZM196 214H198V215H200L201 214V216H197ZM232 214V213H231ZM252 214V213H251ZM251 214H250V219L251 218H253V214H252V217H251ZM124 215H125V217H124ZM196 216V218L195 217H192V218H195V220L193 219V222H191V220L192 219H190V217L189 216ZM208 215H211V216H208ZM225 215H227V216H225ZM142 216V217H141ZM145 216V217H144ZM161 216V217H160ZM189 217V218H187V219H185V217ZM203 216V217H202ZM214 216V217H215ZM150 217H152V219L150 218ZM140 218V219H139ZM143 218V219H142ZM150 218V219H149ZM153 218H155L156 219V221H154V219ZM165 219V221H164V219ZM167 218V219H166ZM228 218H226L227 220H228ZM53 220V221H52ZM104 220H106V222H113V221H108V219H103V221ZM138 220H140L139 221V224H141L142 226H140V225H138V223H137V221ZM144 220H145V222H144ZM158 220H159V222H162V224H160L159 222H158ZM208 220V221H207ZM52 221V222H51ZM103 221H100L101 223H106L105 221L103 222ZM134 221H135V225L133 224L134 223ZM150 221V222H149ZM199 221V220H198ZM126 222V223H125ZM141 222V223H140ZM147 222V223H146ZM167 224H166V223ZM200 222V221H199ZM211 222V221H210ZM119 223V224H120ZM132 223V224H131ZM143 223L145 224V225H143ZM149 223V224H148ZM155 223V224H154ZM156 223H157V225H156ZM168 223L170 224V226L172 225V226H174V227H176L175 229L171 226V229L169 230V231H171V230H179V228L181 229L180 230V232H183V233H180L179 234V232H177L178 234H177V239L180 241V238H181V241L179 242L180 244H182V240H183V243H184V246L183 245H181L180 247L178 246V244L176 243V241L174 242V238H171L172 236V234L171 233H173V232H168V227H170V226H168ZM185 223V225L188 223L187 221L186 222H184ZM148 226H147V225ZM165 224V227L167 226V228H166V230H165V228H164V230H163V228H161L163 225ZM188 224V225H189ZM202 224L203 223H201V227H202ZM204 224V226L203 227H208V225L210 224V223H207V225H205ZM131 225H133V227L131 226ZM149 225H151V226H149ZM154 225V226H153ZM160 227H159V226ZM162 225V226H161ZM56 226H58V227H56ZM136 226V227H135ZM145 226H147L146 228H145ZM164 227V226H163ZM178 227V228H177ZM193 227V226H192ZM201 227H199V229H202ZM203 228V231L201 232L200 231V233H201V235L203 234V232H204V234L202 235V237L205 239V241H206V243L210 240H207L208 238H210L211 236H210V234H208L207 235V233H209V230H210V225H209V230L207 231V228ZM138 228H142V230H138ZM173 228V229H172ZM204 229H206V231L204 230ZM149 230H151V231H149ZM177 230V231H178ZM139 231V232H138ZM164 231V232H163ZM165 231H167V233H168V235H167V233L165 232ZM52 234H51V233ZM145 232H146V234L148 233L149 234V232L150 233H152V236H150V235H147V237H149L150 236V238L151 239H154L153 241L149 238V240H148V238H146V236L145 237H143V235H146L145 234ZM205 232H206V234H205ZM131 233H133V236H130V235H132ZM136 233V235L137 234H139V235H137L136 237H135V234ZM144 233V234H143ZM169 233L171 234V235H169ZM54 234V235H53ZM143 234V235H142ZM166 234V235H165ZM45 235H43V236H45ZM165 235V236H164ZM182 235V236H181ZM49 236H46V237H49ZM168 236V237H167ZM179 236H180V238H179ZM208 236H210V237H208ZM22 237V238H21ZM135 237V238H134ZM140 237V238H139ZM156 237V238H155ZM166 237V243L165 244H163V242L165 241V238ZM206 237H208V238H206ZM164 239V240H163ZM172 240V242L173 243H175L176 245H174L172 242H171V240ZM177 240V241H178ZM119 241V242H118ZM123 241V242H122ZM146 241V242H145ZM148 241V242H147ZM149 241H152V242H149ZM155 241H158V242H160V241H162V243H158V242H156L155 243ZM155 244H154V243ZM171 243V244H169V243ZM148 243V244H147ZM154 244L153 246L154 247H156V248H158L157 250L158 251H161V253L163 252V254H161L160 252H156V254H155V250L154 249H156V248H149L152 244ZM160 244V245H158V244ZM185 243H186V245H185ZM209 243V242H208ZM207 243V244H208ZM147 244V245H146ZM157 244V245H156ZM161 244H162V246H161ZM169 244V245H168ZM179 244V245H180ZM190 246H189V245ZM149 245V246H148ZM158 246H160V247H158ZM168 246H169V248H174L173 250H175V253L176 252H178V251H176L177 249H182L183 248V250L184 249H186L187 248V246H188V249H189V251H190V253L189 252H187V250L188 249H186V250H184V251H186V252H184V251H182L181 250V252H178L177 253V255H175V253L173 252V250H171V249H169V250H167L168 249ZM186 246V247H185ZM152 247V246H151ZM162 247V248H161ZM118 248V249H117ZM139 248V249H138ZM141 248H143V249H141ZM161 248V249H160ZM151 249H153L152 250V252H154V254L151 252ZM160 249V250H159ZM147 250V251H146ZM191 250H193L192 251V253H191ZM116 252V253H113V252ZM123 251V252H122ZM169 251H172V255L170 254L171 252H169ZM125 252V253H124ZM146 252V253H145ZM147 252H150L151 254V257L153 256V255H157L155 258H151V260L152 261H148V259H147V256H148V253ZM168 252V253H167ZM105 253V254H104ZM118 253V256L119 257H117L116 256V254ZM174 253V254H173ZM179 253H180V255H179ZM183 253H185V254H183ZM147 255L146 256V258H145V255ZM160 256H159V255ZM168 254V255H167ZM169 254H170V256H171V259H172V257H175V256H180V260L179 261H181L182 259H181V257L183 258V256H184V259L181 261V262H179V261H177L178 259H179V256L177 257L178 259H176V257H175V259L176 260H174L173 262H171V260H170V256H169ZM105 255V256H104ZM149 255V256H150ZM169 256V257H165V256ZM188 255V256H187ZM102 256H104V257H102ZM106 256H108V257H106ZM129 256H131V257H129ZM159 256V257H158ZM187 256V257H186ZM99 257V256H98ZM105 257H106V259H105ZM138 257V258H137ZM158 257V258H157ZM166 259H168V261L166 260V261H163L165 258ZM193 257H192V260L190 259V258H188V259H190V260H188L189 261V263L191 264V262L193 263ZM117 258H118V261H116L117 260ZM120 258H122V261L124 260V262L125 263H123L121 260H120ZM129 258V259H128ZM149 259H150V257H148ZM100 259V260H99ZM128 259V260H127ZM157 259V260H156ZM186 259V260H185ZM195 259V258H194ZM196 259H197V261H195L196 262V264H201L200 263V259L199 258H197L196 257ZM106 260V261H105ZM111 260V261H110ZM147 260V261H146ZM114 261V263H112ZM191 261V262H190ZM148 262V263H147ZM168 262V263H167ZM171 262V263H170ZM194 262V263H195ZM149 263V264H150Z\"/></svg>",
	"mask_w": 264,
	"mask_h": 264
}]
</instances>
